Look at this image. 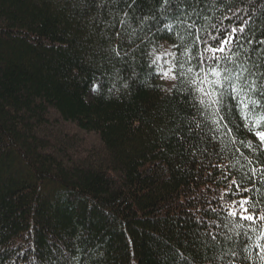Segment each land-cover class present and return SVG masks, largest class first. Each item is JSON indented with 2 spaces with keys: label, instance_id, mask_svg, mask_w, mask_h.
<instances>
[{
  "label": "trees",
  "instance_id": "obj_1",
  "mask_svg": "<svg viewBox=\"0 0 264 264\" xmlns=\"http://www.w3.org/2000/svg\"><path fill=\"white\" fill-rule=\"evenodd\" d=\"M261 134L264 0H0V264H264Z\"/></svg>",
  "mask_w": 264,
  "mask_h": 264
},
{
  "label": "rangeland",
  "instance_id": "obj_2",
  "mask_svg": "<svg viewBox=\"0 0 264 264\" xmlns=\"http://www.w3.org/2000/svg\"><path fill=\"white\" fill-rule=\"evenodd\" d=\"M154 52L157 65L162 71L161 82L165 87L169 88L175 80L172 78L175 77L172 61L174 55L173 48L169 43L162 42L157 46ZM165 73H168V75L165 76ZM68 128L71 129L73 132L77 131V128H75L74 125H69ZM94 140L95 137L90 139L91 142H94Z\"/></svg>",
  "mask_w": 264,
  "mask_h": 264
},
{
  "label": "snow or ice",
  "instance_id": "obj_3",
  "mask_svg": "<svg viewBox=\"0 0 264 264\" xmlns=\"http://www.w3.org/2000/svg\"><path fill=\"white\" fill-rule=\"evenodd\" d=\"M241 31H243V29H241ZM228 43H229L228 40H224V41H223V44H224L225 46H227ZM209 51H213V50H212V49H209ZM215 52H221V53H223V52H224V47H220V46H218V47L215 49ZM215 52L213 53V58L215 57ZM188 71L191 72L192 69H188ZM164 75L167 76L168 73H165ZM211 75L214 76V77H217V81H216L217 87L222 88V87L225 86L224 83L219 82V76H220V73L213 71V72H211ZM172 78L175 79V77H172ZM235 87H236V91L238 92V91H239V85L237 84ZM200 91L203 92L204 89H200ZM217 95H220V94H219V93L212 94V101H211V103H215V102H217V101H216V96H217ZM201 103L203 104L204 101H201ZM250 103H252L253 105L256 104L255 101H251ZM257 106H258V105H257ZM258 138H259L262 142H264V134H261ZM248 203H249V201H247V200L243 201V204H245V205L248 204ZM233 207H234V206H233ZM243 211H244L245 213H247V212H248V209H247V208H244ZM229 215L232 216V217H235V216H236V213H235V212H230ZM240 218L243 219V220H246V221H250V222L254 221V219H255L252 215H242ZM260 220L264 221V215H262V216L260 217ZM241 227H242V226H241ZM262 238H264V237H262Z\"/></svg>",
  "mask_w": 264,
  "mask_h": 264
}]
</instances>
